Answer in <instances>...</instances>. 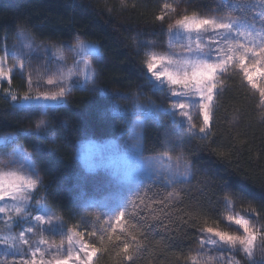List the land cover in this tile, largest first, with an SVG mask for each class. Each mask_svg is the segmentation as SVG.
<instances>
[{
    "label": "snow or ice",
    "instance_id": "1",
    "mask_svg": "<svg viewBox=\"0 0 264 264\" xmlns=\"http://www.w3.org/2000/svg\"><path fill=\"white\" fill-rule=\"evenodd\" d=\"M253 2L264 8V0H220L214 7L197 5L191 10L181 8L180 4H191L192 0L165 2L155 20L167 37V47L133 38L137 55L144 56L143 78L153 93H161L163 99L160 104L150 99L141 104L139 96L143 93H133L131 110L125 108L119 113L131 129L135 170L112 172L113 187L123 193L114 206L105 203L107 197L89 204L90 216L95 222L108 217L103 229L97 228L93 219L83 218L75 230L66 227L63 216H57L47 205V198L37 196L44 185L31 154L15 148L6 154L8 160L0 154V214L7 217L4 221L7 231L0 233V245H3L0 264H94V257L102 250L96 246L97 241L106 245L104 250L115 252L116 264L134 262L135 254L149 246L154 224L160 222L153 206L164 205L169 211L163 215L170 217L185 196L192 199V180L196 175L192 162L182 150L177 152L172 148L170 141L162 144L160 152L151 156L143 154L141 117L159 119L160 115H165L178 129H186L189 135H197L198 130L202 134L200 139H206L211 134L220 98L227 89L226 78L233 73L239 77L241 85L258 98L256 107L264 108V13H260L259 18L255 13L248 15L246 8ZM15 39L17 43L9 50L5 36L4 47L0 48L4 53L0 55V82L6 81L9 85L17 67L8 65L9 56L21 58L19 68L22 70L25 57H31L38 49L45 53L50 51L45 43L37 45L23 26L16 31ZM175 45H179V51L173 50ZM56 51L61 55L48 58L56 65L55 69L47 71L45 65L43 80L35 84L38 89L46 85L47 90L32 94L31 73L27 80L28 91L22 96L10 89L3 90L5 98L10 97L18 111L44 115L50 109L62 107L73 90L100 92L113 99L131 98L98 87L94 63L100 62L101 53L97 44L77 34L69 43L59 44ZM69 56L71 63H68ZM164 101H167L166 107ZM261 118L264 119V112ZM49 128L47 120L39 119L34 123L35 132L29 134L39 137L43 132V138L49 139ZM15 139L17 137L9 133L0 136V144ZM80 159L89 172L97 167L88 156L81 155ZM155 187L167 190L163 199L150 195ZM196 191L203 193L204 188ZM223 204L227 215L217 216L211 225L207 213L214 212V208L204 209L198 204L194 208L179 209L181 224L197 230L194 238L197 246L180 257L183 264H240L235 256L226 259L213 255L225 252L243 253L256 264L252 259L254 250L259 246L264 251L260 210L249 202L246 211L236 212L233 194L227 191ZM260 209H264V204ZM225 221L230 230L218 226ZM82 225L84 230H80ZM162 226L168 230L167 224ZM15 228L20 231L16 233ZM36 235L40 238L33 242L31 238ZM48 236H59L60 244H49Z\"/></svg>",
    "mask_w": 264,
    "mask_h": 264
},
{
    "label": "trees",
    "instance_id": "2",
    "mask_svg": "<svg viewBox=\"0 0 264 264\" xmlns=\"http://www.w3.org/2000/svg\"><path fill=\"white\" fill-rule=\"evenodd\" d=\"M165 2L178 0H124L123 3L121 0H0V48L4 47L5 36L8 49L13 47L20 26L25 27L36 42L53 47L69 43L81 34L83 39L99 46L104 58V62L94 63L98 87L131 97L113 99L100 92L73 90L62 107L50 109L44 115H30L18 111L9 97L5 98L3 90L8 89L7 85L0 86V136L10 133L17 137L0 146V154L8 160L6 154L17 146L31 154L43 179L44 186L40 187L38 196L47 198V205L57 216H63L68 228L75 230L83 218L93 219L96 227L103 229L108 217L95 222L90 216L89 203L123 194L113 185L90 180L79 164L78 154L81 145L89 141L119 140L132 147L130 126L119 113L125 108L131 110L133 93H143L139 96L141 104L149 99L161 103L163 95L153 93L143 78L144 56L137 55L133 38L167 47V37L155 20ZM218 3L220 0H192L191 4L181 3L180 7L191 10L197 5L206 8ZM246 10L250 16L255 13L257 18L264 13V8L255 2ZM27 80L24 74L15 75L12 90L23 95L28 91ZM33 83L35 86L34 80ZM226 85L214 114L211 134L206 139H200L202 134L198 130L197 135H189L186 129H178L165 115H160L159 119L141 117L143 154L151 156L160 152L162 144L170 141L172 148L177 152L182 150L192 162L196 175L192 180V199L185 196L170 217L163 215L169 211L164 205L153 206L160 222L154 224L149 246L135 254L132 264H183L180 257L197 246L194 239L197 230L181 224L179 209L194 208L198 204L204 209L214 208V212L207 213L211 225L217 216L227 215L223 204L226 191L233 194L236 212L246 211L251 202L260 210L259 224L264 225V209H260L264 204V119L261 118L264 108L256 107L258 98L241 85L234 73L226 78ZM164 105L167 106V101ZM39 119L48 121L49 139L43 138V132L39 137L29 134L35 132L34 123ZM225 184L229 186L227 189ZM201 187L204 192H197ZM166 192L163 187H155L150 195L156 194L159 200ZM164 224L168 225L167 231ZM218 226L230 230L226 221ZM80 230H84L83 225ZM96 246L102 250L94 258V264H116L114 251L104 250L106 245L98 241ZM221 255L228 258L232 253ZM233 255L240 264H252L243 253ZM252 259L256 264L264 261V251L259 246Z\"/></svg>",
    "mask_w": 264,
    "mask_h": 264
},
{
    "label": "rangeland",
    "instance_id": "3",
    "mask_svg": "<svg viewBox=\"0 0 264 264\" xmlns=\"http://www.w3.org/2000/svg\"><path fill=\"white\" fill-rule=\"evenodd\" d=\"M17 43V41H16ZM15 43V44H16ZM37 45H40L42 43L36 42ZM14 44V45H15ZM49 46V45H48ZM12 49V48H11ZM10 49V50H11ZM50 51L45 53L43 49H38L36 52H34L31 57H25L23 60L24 67L21 70L19 68V65L21 63L20 57H14L9 56L8 57V65L13 66L16 65V70L14 72V75H26L28 76L29 73H31L33 79L35 82L38 80L42 81L46 72L45 65H47V71H53L55 69V64L50 63L48 61L49 57H58L61 55V53L56 51V47L49 46ZM173 50L179 51V45H175ZM100 51V50H99ZM101 53V52H100ZM66 54V53H65ZM100 62H104V58L101 54V60ZM68 63H71V57H68ZM7 85L8 89H10L14 94H17L15 91L12 90L11 85H9L6 81L0 82V86ZM47 90V86L44 85L40 87L39 89L36 88V86H32V94L35 95L37 91H44ZM18 95V94H17ZM22 96V95H20ZM10 99V97H9ZM11 101V99H10ZM12 104H14L11 101ZM15 105V104H14ZM202 119V118H201ZM11 143V142H10ZM9 144V143H7ZM7 144H0V146L7 145ZM132 145V144H131ZM128 147V148H126ZM17 151L19 152L21 149L24 150L21 146L15 147ZM25 151V150H24ZM88 156L91 158L92 163L96 164L97 167L93 171H87L83 163L80 159V156ZM78 161L80 166L82 167L84 173L88 176V178L95 183H100L102 185H113L112 181V172L113 171H134L135 170V164H134V152L132 151V147H130L127 144H124L123 142H120L119 140H106L102 142H95V141H89L85 142L81 145L79 154H78ZM38 196V193H37ZM39 197V196H38ZM119 196H116L114 198H110L105 203L108 206H114L117 202ZM35 200L32 201V204L35 205ZM91 204V202L89 203ZM37 214V213H33ZM7 219V217H4L3 214H0V233H3L7 231L6 225L4 221ZM14 231L18 233L20 231V228H15ZM40 237L39 235L33 236L31 239L33 242L38 240ZM49 244L59 245L61 238L59 236H48L47 237ZM66 244V241H65ZM44 247H47L45 245ZM3 249V245H0V250ZM213 253V255H221ZM231 254V253H229ZM232 256L233 253H232ZM95 258V257H94ZM227 259V258H226ZM219 264V262H218Z\"/></svg>",
    "mask_w": 264,
    "mask_h": 264
}]
</instances>
